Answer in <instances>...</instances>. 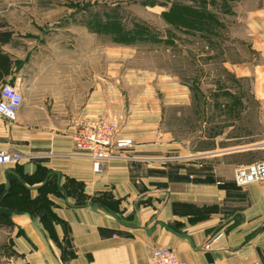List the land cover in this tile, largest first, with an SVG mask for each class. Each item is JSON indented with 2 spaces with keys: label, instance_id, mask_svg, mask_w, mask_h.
<instances>
[{
  "label": "crops",
  "instance_id": "1",
  "mask_svg": "<svg viewBox=\"0 0 264 264\" xmlns=\"http://www.w3.org/2000/svg\"><path fill=\"white\" fill-rule=\"evenodd\" d=\"M248 17V41L262 54V15ZM61 18L36 11L0 19L4 37L0 48L12 61L0 85H19L23 97L15 121L0 117V149L22 156L18 162L0 163V185L8 186L7 175L15 174L19 166L28 177L24 182L27 198H48L58 218L45 224L39 214L32 213L34 200L27 204L31 210L15 203L9 223L0 224V244L12 249L0 261L147 264L151 249L170 247L188 264L254 260L264 264V181L243 187L233 181L236 167L264 160V119L260 133L243 147L216 145L200 153L205 156L186 153L182 143L159 127L161 107L182 102L183 85L169 78L172 84L160 90L164 89L162 101L156 83L140 82V93L130 84L128 92L122 93L116 83L119 78L110 79L118 75L121 64L109 63L108 48H100L104 60L94 61L91 33L87 39L86 29L76 32L72 21ZM100 119L117 124L133 146L95 173L91 160L75 150L71 137L82 124ZM165 149L180 153V174L207 166L209 170L189 177H210L212 182L169 181L149 175L147 169L157 168L154 164ZM194 157L209 160L195 162ZM146 161L154 163L142 171ZM220 182L226 187H220ZM70 183L80 188V194L66 193ZM109 193L120 201L118 209L88 202L92 196ZM18 195L10 193L7 198L18 202L13 199Z\"/></svg>",
  "mask_w": 264,
  "mask_h": 264
},
{
  "label": "rangeland",
  "instance_id": "2",
  "mask_svg": "<svg viewBox=\"0 0 264 264\" xmlns=\"http://www.w3.org/2000/svg\"><path fill=\"white\" fill-rule=\"evenodd\" d=\"M36 11L72 21L76 32L86 29L87 39L91 33L94 61L104 60L100 48H108L109 63L121 64L110 79L119 78L122 93L130 84L140 93V82L146 81L157 84L162 101L160 90L172 84L169 78L183 85V101L161 107L159 127L182 143L186 153L205 156L200 153L216 145L243 147L260 133L264 52L251 48L248 16L261 14L264 29V0H0V19ZM179 154L165 149L154 165L169 169ZM198 160L209 159L194 157ZM153 163L144 162L141 170ZM70 184L66 193L80 194V188ZM89 199L112 210L120 205L111 193ZM11 250L0 244V257ZM0 263L5 264L4 259Z\"/></svg>",
  "mask_w": 264,
  "mask_h": 264
},
{
  "label": "built area",
  "instance_id": "3",
  "mask_svg": "<svg viewBox=\"0 0 264 264\" xmlns=\"http://www.w3.org/2000/svg\"><path fill=\"white\" fill-rule=\"evenodd\" d=\"M22 100V93L18 86L9 82L2 83L0 85V117L6 121H15ZM71 139L75 150L89 157L92 171L95 173L100 172L108 160L119 158L120 152L133 146V140L130 137L122 135L115 123L105 119L82 124L72 133ZM21 157L20 153L0 149V163L18 162ZM233 181L239 187L264 181V160L236 167L233 172ZM204 247L208 249L210 245L206 244ZM147 264L188 263L172 248L157 247L149 251ZM249 264H261V262L254 260Z\"/></svg>",
  "mask_w": 264,
  "mask_h": 264
},
{
  "label": "trees",
  "instance_id": "4",
  "mask_svg": "<svg viewBox=\"0 0 264 264\" xmlns=\"http://www.w3.org/2000/svg\"><path fill=\"white\" fill-rule=\"evenodd\" d=\"M0 40L4 41V37L0 36ZM11 62L12 61H11L10 57L2 50V48H0V77H2V75H5L6 73H8ZM172 166H174L173 170H171L170 168L169 169H167V168H149V169H147V173L149 175L167 177L169 181H185V182L186 181L187 182L193 181L195 183H198V182H209L210 183V182H212V179L210 177H205V178H201L198 176H192L191 178L189 177V175L192 173L197 175V174L201 173L202 170H209L210 167L202 166L199 169L189 168L185 174H180L179 173V168L181 167L180 164H174ZM7 179H8V183H7L8 186L0 185V224L9 223V216H10V213L12 211L11 207H14L15 203H17L15 207H18V208L28 207V209H30L29 208L30 202L33 200L34 201L32 203L35 204V207L33 209H35V211H33L32 213L33 214H39V216L43 219L45 224H47V223L51 224L52 221L58 220L56 215L50 209L52 202H50L48 200V198L44 197L42 194H40L42 196H39L36 199L27 198L28 197L27 189H26L24 182L28 179V177L21 172V168L19 166L16 167L15 174H8L7 175ZM152 184H156L158 186H164V185H166V182H152ZM219 186L220 187H226V185L221 183V182L219 183ZM60 190L64 191V188L61 187ZM10 193H13V194L19 193L18 197H22L23 199H26V200H23L21 202H17V201L12 202V200L10 199V196L7 198V195H9ZM13 199H15V198H13ZM92 203H99V204L105 206V204L98 199L97 200L92 199ZM27 204L29 206H27ZM4 215H6V216L4 217Z\"/></svg>",
  "mask_w": 264,
  "mask_h": 264
}]
</instances>
